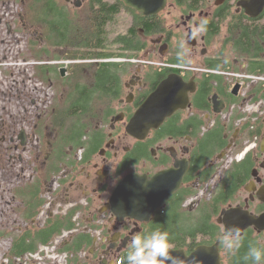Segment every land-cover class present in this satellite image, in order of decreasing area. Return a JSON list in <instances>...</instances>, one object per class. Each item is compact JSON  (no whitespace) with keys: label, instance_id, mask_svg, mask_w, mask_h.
<instances>
[{"label":"flooded vegetation","instance_id":"flooded-vegetation-1","mask_svg":"<svg viewBox=\"0 0 264 264\" xmlns=\"http://www.w3.org/2000/svg\"><path fill=\"white\" fill-rule=\"evenodd\" d=\"M79 12L94 33L97 52L115 54L95 60L109 61L105 67L118 70L111 89L117 98L106 118L93 124L96 131L84 136L90 142L74 154L77 162L69 167L62 162L67 170L55 175L53 184L17 187L10 201L0 196V243L8 242L0 249L3 264H22L25 255L63 232L68 235L60 248L67 262L79 257L75 264H115L132 236L157 230L168 220L182 237L199 239L195 227L201 206L218 204L210 215L219 227L214 242L225 230L218 221L222 210L263 215L264 0H0V40L25 27L39 31L30 16L58 14L70 24ZM102 12L111 15L102 30L91 27V18ZM201 21H207L206 31L189 39ZM36 40L30 38L28 45L40 47ZM181 40L190 51L188 64L178 59ZM69 74H60L68 88ZM92 81L81 77L76 89L92 87ZM161 83L164 110L172 101L169 92L185 93V104L163 116L142 139L135 138L126 126ZM130 173L144 175L150 189L171 190L147 220L119 219L111 209L114 188ZM65 219L75 228L54 234L55 221ZM77 225L89 232L78 231ZM242 234L244 247L248 242L264 247V229L250 225ZM219 250L222 257L221 243Z\"/></svg>","mask_w":264,"mask_h":264},{"label":"rangeland","instance_id":"rangeland-1","mask_svg":"<svg viewBox=\"0 0 264 264\" xmlns=\"http://www.w3.org/2000/svg\"><path fill=\"white\" fill-rule=\"evenodd\" d=\"M71 19L72 28L74 27L71 28V36L72 40H75L81 33L87 32L88 22L85 20L84 14L80 12L73 15ZM41 33L40 28L38 31L37 28L25 27L23 31H17L15 34H4L0 40V196H3L4 200L10 201L14 194L13 190L17 187L26 186L36 180L38 181L37 184L43 187L53 184V181L58 179L55 175L61 176L67 170L64 165H59L57 172L51 175L44 173L45 163L52 155V152L50 154L52 151L50 142L54 136L50 128V120L45 118H48L55 111L53 108L62 99V92L65 89L54 81L55 77L51 74L52 71L46 81L42 80L38 68L40 66H53L58 71L60 69V73L61 68H64L65 75L68 76L74 62H86L85 64L95 62V59L68 61L63 57L66 51L61 47L49 49V54L43 53L39 55L42 58L36 60L34 58L36 54L28 43L30 38H33L37 39L40 45L43 44L44 40ZM37 48L39 47H35V49ZM94 52H96L94 49H90L89 55L94 54ZM85 73L87 77L90 70L86 69ZM21 131L25 134L23 144L19 138ZM77 159V155L69 157V160L77 161ZM66 165L67 167L70 166L69 164ZM60 180L64 181V177H61ZM44 195L45 202H49L48 194L45 193ZM203 200H206V197H203ZM43 217H40V222H42ZM100 218L102 219V217ZM87 219L85 218V221ZM28 225L26 224L24 228ZM76 229L89 232V228H84L83 225H77ZM75 232L76 230L72 233ZM90 234L96 235L97 233L92 229ZM67 235V232H63L55 240L50 241L48 245L37 248L36 254L25 255L21 263L75 264L76 261L80 260L79 257L67 262L68 257L60 248V242L66 239ZM7 244L8 242L0 243V249ZM56 246H58L57 249ZM222 249L223 264H228L227 256H224L227 252L223 245ZM80 256L84 258L86 254L81 253ZM110 258L114 259L113 257ZM3 263L5 262L0 258V264ZM117 263L118 261L115 262V264ZM6 264L16 263L7 261ZM93 264L98 263L94 262Z\"/></svg>","mask_w":264,"mask_h":264},{"label":"trees","instance_id":"trees-1","mask_svg":"<svg viewBox=\"0 0 264 264\" xmlns=\"http://www.w3.org/2000/svg\"><path fill=\"white\" fill-rule=\"evenodd\" d=\"M111 15L107 12H102L91 18V27H97L101 29L104 27L105 22L110 19ZM61 19L62 21H60ZM31 22L37 21L42 29V35L45 40L46 46H40L35 49L36 45L31 48L35 52L36 56L43 53H50L51 48H64V56L68 60H93L96 58H110L114 56L113 53L100 54L97 52L96 40H92L94 33L83 32L75 40H72L71 31L72 20L69 24L65 16H59L58 14L53 16H30ZM35 22V23H37ZM90 27V28H91ZM72 28V29H71ZM75 30V29H74ZM94 49V54L89 55V50ZM38 54V55H37ZM121 55V54H120ZM53 58V56H52ZM55 58L56 55H55ZM109 61L99 62H86L73 63L70 70L71 87L68 88L64 85L65 78L60 77V72L53 66H40L39 73L42 77H48V73L52 71L54 74L55 81L65 90L62 92V99L55 104L54 112L48 118L50 120V128L53 132L52 140L50 142V159L47 160L44 166V173L51 175L57 172L58 166L62 162L65 164L72 165L74 160H69L71 155H74L78 149L90 142V139H85L84 136L92 135L96 129L93 124L98 119H105L107 116V108L109 104L117 98V95L112 91V87L116 88V78L118 76V70L105 67ZM89 69V76L93 81L94 86L86 89L85 85L81 91L76 89L75 84L81 77H86L85 70ZM96 74V75H94ZM81 82V81H80ZM97 90V91H96ZM79 163V162H78ZM38 181L32 182L29 186H37ZM218 204H211V206H201L199 217L200 223L195 227L199 232V239H187L182 237V234L177 230L172 220H168L165 225H158L159 230H165L169 233L174 248H185L188 252L192 251L193 248L200 243H212L214 240L219 238L218 225H214L210 222V215L216 214ZM204 211V213H202ZM71 220V218H68ZM55 232L54 234H60L62 228L70 229L74 227L68 222L67 219L64 221H55ZM48 232V231H46ZM209 236L212 238L209 239ZM47 243V241H43ZM245 242L242 243V247L236 254L227 253L228 264H245L243 260L251 243L248 242L244 247ZM63 251V250H62ZM129 247L120 256L118 264H126L125 257Z\"/></svg>","mask_w":264,"mask_h":264},{"label":"water","instance_id":"water-1","mask_svg":"<svg viewBox=\"0 0 264 264\" xmlns=\"http://www.w3.org/2000/svg\"><path fill=\"white\" fill-rule=\"evenodd\" d=\"M62 69L61 73L64 74ZM162 83L151 93L135 115L126 126V131L135 138L142 139L151 127H155L161 118L168 115L171 110L182 107L186 101V94L177 91L169 92L167 96L172 100L169 102V109L162 106ZM150 106H154L150 108ZM151 114L147 118V116ZM19 138L22 144L25 142V134L20 132ZM170 189L164 192L163 189L152 187L144 175L127 174L114 188L109 203L112 211L119 219L124 217H135L139 220H147L153 211L159 208L168 198ZM235 209L222 210L218 218L225 229L230 226H238L244 231L248 226L255 225L264 229V214L259 217H252L247 213L236 214ZM220 239L212 244H200L191 252L185 249L174 248L172 255L175 256L179 264H222L219 250Z\"/></svg>","mask_w":264,"mask_h":264},{"label":"clouds","instance_id":"clouds-1","mask_svg":"<svg viewBox=\"0 0 264 264\" xmlns=\"http://www.w3.org/2000/svg\"><path fill=\"white\" fill-rule=\"evenodd\" d=\"M207 21H201L191 29L189 39H195L206 31ZM178 59L184 64L190 62V51L186 49V41H179ZM150 179V178H149ZM244 236L238 226L226 228L220 237V243L229 254H236L242 247ZM174 244L165 230H154L143 235L131 237L126 264H179L172 255ZM245 264H264V247L249 246L243 257Z\"/></svg>","mask_w":264,"mask_h":264}]
</instances>
